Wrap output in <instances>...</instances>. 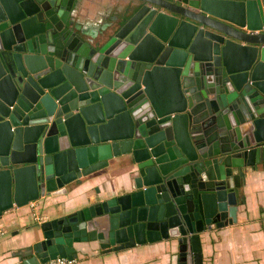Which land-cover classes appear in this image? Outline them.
Listing matches in <instances>:
<instances>
[{"label": "water", "instance_id": "1", "mask_svg": "<svg viewBox=\"0 0 264 264\" xmlns=\"http://www.w3.org/2000/svg\"><path fill=\"white\" fill-rule=\"evenodd\" d=\"M120 1L89 31L86 0H0V219L111 159L129 186L36 225L24 264L157 242L204 264L264 169V0Z\"/></svg>", "mask_w": 264, "mask_h": 264}, {"label": "crops", "instance_id": "2", "mask_svg": "<svg viewBox=\"0 0 264 264\" xmlns=\"http://www.w3.org/2000/svg\"><path fill=\"white\" fill-rule=\"evenodd\" d=\"M120 2L86 0L88 9L82 13V26L94 30ZM118 165L116 159H111L105 168L70 183L64 194L40 197L6 211L0 219L6 230L0 237V264H24L33 232L41 222L79 210L96 196L128 191L124 169ZM236 197V220L201 234L204 264H264V169L249 171L236 189ZM34 214L42 220H36ZM174 252L163 242L109 253L84 248L79 249L75 264H176L171 255Z\"/></svg>", "mask_w": 264, "mask_h": 264}, {"label": "built area", "instance_id": "3", "mask_svg": "<svg viewBox=\"0 0 264 264\" xmlns=\"http://www.w3.org/2000/svg\"><path fill=\"white\" fill-rule=\"evenodd\" d=\"M34 218L36 220H42V217L40 215L34 214ZM6 230L3 228L2 225H0V237L4 235ZM76 259H68V258H63V257H57L54 259H50L46 262L43 263H38V264H75Z\"/></svg>", "mask_w": 264, "mask_h": 264}]
</instances>
